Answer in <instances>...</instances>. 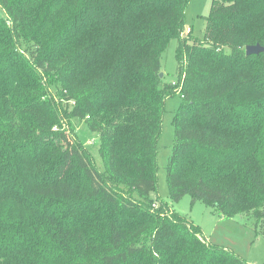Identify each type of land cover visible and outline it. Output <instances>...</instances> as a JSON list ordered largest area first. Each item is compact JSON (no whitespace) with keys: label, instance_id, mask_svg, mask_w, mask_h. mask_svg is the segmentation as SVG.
Returning <instances> with one entry per match:
<instances>
[{"label":"trees","instance_id":"obj_1","mask_svg":"<svg viewBox=\"0 0 264 264\" xmlns=\"http://www.w3.org/2000/svg\"><path fill=\"white\" fill-rule=\"evenodd\" d=\"M188 1L0 0V264H248L152 208L178 94L169 196L251 215L264 237V52L245 53L264 47V0H211L201 38L182 34ZM62 118L97 134L102 171Z\"/></svg>","mask_w":264,"mask_h":264},{"label":"rangeland","instance_id":"obj_2","mask_svg":"<svg viewBox=\"0 0 264 264\" xmlns=\"http://www.w3.org/2000/svg\"><path fill=\"white\" fill-rule=\"evenodd\" d=\"M211 0H189L184 11V30L192 28L188 36L201 38L205 26L204 17L209 12ZM4 13L0 9V16ZM188 34V33H187ZM191 34V35H190ZM188 37V38H190ZM176 41L173 40L168 45L162 55L160 65L163 74V81L166 83L176 80L177 60L175 57ZM53 87H50L52 90ZM181 103L178 94L166 98L164 112L161 120L160 135L157 141L156 153V188L151 197L153 199L152 208L157 209L163 205L166 213H178L185 216L193 226L199 228L201 237L212 246L221 247L234 252L245 260L248 264H264V237L257 234L253 228L251 215L239 214L234 217H222L206 206L201 201H192L190 195L182 196L178 201L172 200L166 182V166L171 154L174 139L172 126L173 116L177 107ZM59 126H54L53 130H66L79 141L81 149L86 152L92 164L99 170L104 169L100 157L97 155L98 136L87 130L83 121L76 119L62 118ZM64 149V145H59L58 153Z\"/></svg>","mask_w":264,"mask_h":264},{"label":"water","instance_id":"obj_3","mask_svg":"<svg viewBox=\"0 0 264 264\" xmlns=\"http://www.w3.org/2000/svg\"><path fill=\"white\" fill-rule=\"evenodd\" d=\"M260 52H264V47L261 46L259 43L247 45L245 47V53L247 55L250 54H259ZM160 76H162V72L159 73Z\"/></svg>","mask_w":264,"mask_h":264},{"label":"built area","instance_id":"obj_4","mask_svg":"<svg viewBox=\"0 0 264 264\" xmlns=\"http://www.w3.org/2000/svg\"><path fill=\"white\" fill-rule=\"evenodd\" d=\"M189 31H190L189 28H186V29H185V33H186V34H187Z\"/></svg>","mask_w":264,"mask_h":264}]
</instances>
